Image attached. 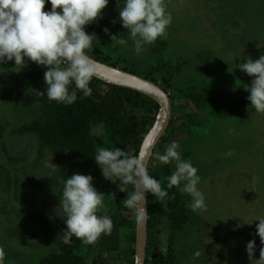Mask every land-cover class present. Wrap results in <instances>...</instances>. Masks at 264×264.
Wrapping results in <instances>:
<instances>
[{
  "label": "rangeland",
  "instance_id": "obj_1",
  "mask_svg": "<svg viewBox=\"0 0 264 264\" xmlns=\"http://www.w3.org/2000/svg\"><path fill=\"white\" fill-rule=\"evenodd\" d=\"M166 3L172 14L167 39L158 38L137 54L130 39L125 46L112 42L111 35L128 38L127 30L120 29L98 33L99 45L86 50L159 84L171 98L170 123L157 143L149 173L159 176L169 197L175 198L161 203L150 198L151 206L162 208V218L149 230L146 264H154L153 256L161 253L162 237H167V264H251L248 242L255 241V259L264 247L256 234V219L264 218V113L251 108L244 86L251 85L253 77L238 64L264 55V0ZM119 11L117 0H109L102 18L123 26ZM45 71V66L27 60L21 70L14 61L0 64V247L5 264H43L47 257L44 264H92L95 259L135 264L137 223L131 210L116 251L101 252L97 243L85 245L75 237L70 244L63 242L67 226L57 209L65 179L91 175L93 186L105 194L110 217L118 211L120 181L106 179L94 159L101 146L92 145L90 138L107 139L104 124L87 128L77 100L71 105L48 100ZM127 112L138 118L148 114L129 107ZM33 121L40 134H16ZM151 122L148 133L156 121ZM172 141L180 145L182 158H190L198 169L197 187L205 196L206 211L192 212L188 194L167 188L165 178L175 164H160L157 154ZM137 146L128 153L138 154ZM228 150L235 154L225 158Z\"/></svg>",
  "mask_w": 264,
  "mask_h": 264
},
{
  "label": "clouds",
  "instance_id": "obj_2",
  "mask_svg": "<svg viewBox=\"0 0 264 264\" xmlns=\"http://www.w3.org/2000/svg\"><path fill=\"white\" fill-rule=\"evenodd\" d=\"M108 3L109 0H50L51 10L45 11L46 0H0V64L14 61L15 68L21 70L27 60L45 66L46 97L50 101L71 105L77 100L78 92L84 97L90 96L89 85L97 76L99 65L86 50L93 49L100 41L85 28L102 18ZM117 6L128 38L111 35L112 42L125 46L130 39L135 52L140 54L145 51V45L154 44L158 38L167 39L172 14L167 11L166 0H123L122 5L121 0H117ZM104 31L109 33L107 28ZM238 68L253 77L251 85L244 86L250 93L247 99L251 108L264 113V55L257 60L249 57L246 63L238 64ZM147 146L146 143L144 147ZM179 148L180 145L172 141L165 146L163 154H157L160 164H175L174 171L165 178L167 188L175 186L181 193L188 194L192 199L187 207L192 212L206 211L205 196L197 187L201 181L198 169L190 158H182ZM234 154V150H228L225 158ZM94 159L106 179L120 181L119 190L127 192L122 203L132 211L137 225L149 218L146 193L150 192L160 203L166 197L175 198L174 195L169 197L162 182L150 175L143 149L133 155L117 147H97ZM51 166L60 170L52 163ZM92 181L91 175L82 174H73L64 181L57 214L64 218L67 226L63 232L65 244H70L75 237L85 245H93L102 235H111L114 229L107 215L105 194L99 192ZM129 188L132 190L128 191ZM109 196L115 199L114 194ZM256 220H259L256 234L264 245V218ZM162 240L160 252L166 255L167 237ZM246 251L251 264H264V247L260 248L259 259L254 258V240L248 242ZM200 255L199 251L194 253V257ZM5 260V250L0 247V264H5Z\"/></svg>",
  "mask_w": 264,
  "mask_h": 264
},
{
  "label": "trees",
  "instance_id": "obj_3",
  "mask_svg": "<svg viewBox=\"0 0 264 264\" xmlns=\"http://www.w3.org/2000/svg\"><path fill=\"white\" fill-rule=\"evenodd\" d=\"M44 10H51L50 0H46ZM105 28L109 29V32H117L120 29H124L123 26L110 23L101 18L97 22L86 26L85 31L89 34L95 33L99 39L98 33L105 32ZM88 55L106 63L96 55L89 53ZM110 65L118 68V66L113 63ZM124 70L127 71V69ZM89 87L92 89L90 96L84 97L82 92L77 93V101L81 108L84 124L90 129L93 125L104 124L107 136V139L93 136L90 138L91 144H98L101 147L107 148H112L111 144H114V147L120 148L126 152L130 151L135 145H138L137 151H139L143 143V138H141V136L144 135L145 137L148 133V123L150 122L152 126L153 122H151V120L156 121L160 105L154 99L140 92L108 84L97 78L91 80ZM128 107L132 110H143L148 114L144 117L138 118L136 114H129L127 112ZM149 113H155V116L151 118L149 117ZM35 125L36 121L25 124L22 128L16 131V134L23 135L30 132L40 134L38 130L33 128ZM45 146L46 145L44 144L41 145V150L45 148ZM154 178L158 180L160 179L159 176ZM131 190V188L128 189V191ZM126 196L127 192L119 191L117 193L118 211L111 216L114 229L111 235H102L96 245V248L101 252L108 253L116 251L119 248L122 229L128 226L126 213L129 212V209L125 208L122 203ZM152 196L153 195L149 192V230L155 229L157 225L160 224L162 218V208L158 205H150V198ZM169 216L170 219L174 217L171 213ZM47 259L48 257L43 259V264ZM83 263H85V261H83ZM152 263L167 264V260L164 254L159 253L153 256ZM92 264L106 263H102L98 259H95Z\"/></svg>",
  "mask_w": 264,
  "mask_h": 264
},
{
  "label": "water",
  "instance_id": "obj_4",
  "mask_svg": "<svg viewBox=\"0 0 264 264\" xmlns=\"http://www.w3.org/2000/svg\"><path fill=\"white\" fill-rule=\"evenodd\" d=\"M93 58V57H92ZM99 65V71L96 77L105 83L125 87L137 92H140L154 99L159 105L160 110L157 115L156 122L146 138L143 140L140 150H144L147 157L148 170L152 156L154 154L157 143L169 126L172 104L170 95L157 83L148 79L137 76L133 73L121 70L110 64L101 62L93 58ZM150 141V142H149ZM148 144L147 148L144 147ZM146 209L149 214V197L146 193ZM149 241V218L143 224L137 225L136 231V251L135 264H146Z\"/></svg>",
  "mask_w": 264,
  "mask_h": 264
}]
</instances>
